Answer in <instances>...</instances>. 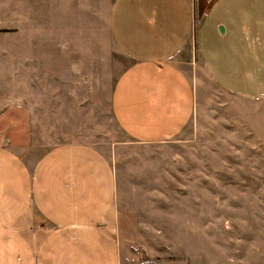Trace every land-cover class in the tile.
Returning a JSON list of instances; mask_svg holds the SVG:
<instances>
[{
    "label": "rangeland",
    "instance_id": "obj_1",
    "mask_svg": "<svg viewBox=\"0 0 264 264\" xmlns=\"http://www.w3.org/2000/svg\"><path fill=\"white\" fill-rule=\"evenodd\" d=\"M112 2L0 0V149L30 170L56 147L100 154L122 264H264V97L224 90L196 51L192 119L134 141L111 108L132 63L110 34Z\"/></svg>",
    "mask_w": 264,
    "mask_h": 264
},
{
    "label": "crops",
    "instance_id": "obj_2",
    "mask_svg": "<svg viewBox=\"0 0 264 264\" xmlns=\"http://www.w3.org/2000/svg\"><path fill=\"white\" fill-rule=\"evenodd\" d=\"M108 23L132 61L111 108L136 142H164L192 119L196 51L224 90L264 97V0H113ZM116 192L89 146L53 148L31 170L0 149V264H122Z\"/></svg>",
    "mask_w": 264,
    "mask_h": 264
},
{
    "label": "built area",
    "instance_id": "obj_3",
    "mask_svg": "<svg viewBox=\"0 0 264 264\" xmlns=\"http://www.w3.org/2000/svg\"><path fill=\"white\" fill-rule=\"evenodd\" d=\"M193 2H197L198 0H192Z\"/></svg>",
    "mask_w": 264,
    "mask_h": 264
}]
</instances>
